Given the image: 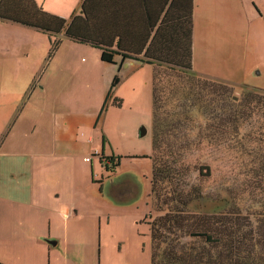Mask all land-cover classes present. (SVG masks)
I'll use <instances>...</instances> for the list:
<instances>
[{
    "label": "rangeland",
    "instance_id": "374dc122",
    "mask_svg": "<svg viewBox=\"0 0 264 264\" xmlns=\"http://www.w3.org/2000/svg\"><path fill=\"white\" fill-rule=\"evenodd\" d=\"M209 1L212 0H201V13L208 14L206 16L211 19L207 22L201 19L197 25L192 47V72L231 86L234 88V100L240 97L243 86L264 93V25L255 21L243 6L245 0H239V5H235L236 0H216L214 6H210ZM57 2L65 3L64 0ZM60 5L65 13L72 9V4ZM211 7L213 10L209 13L212 14L209 15ZM57 8L49 7L48 13L55 12ZM70 12L62 17L68 19ZM12 30L15 31L13 40H10ZM17 30L33 29L0 23V46L11 48L14 41L19 53L29 46V54L24 58L28 62L49 61L52 58L53 55L48 58L52 47L45 35H37V40L33 37L29 39ZM66 45L71 50L65 49ZM56 51V63L65 67L60 77L63 82L69 81L68 90L73 95L69 96L66 91L62 93L68 95L72 112L78 115L76 118H86L91 125L85 126L89 128L86 136L79 137V140L87 138L89 133L100 149L102 144L105 145L106 155L101 163L106 173L100 192L102 197L96 195L94 199L93 215L81 222L68 224L67 241L63 239L61 242L52 264H150L147 221L161 214L156 210L150 194L151 83L154 66L121 61L119 56L115 57L114 64L105 63L100 59L99 49L68 43L64 38H61ZM115 77L119 81L111 87ZM39 89L38 86L36 92ZM4 101L6 96L0 93V110L3 107V111ZM232 104L236 106L237 103ZM216 110L223 115L231 111V116L235 118L233 129L231 123H222L219 130L208 131L210 121L197 114L194 125L201 128L202 136L206 138L184 162L190 166H208L210 175L198 177L197 170L193 169L186 179L191 184H199L204 195V199L192 208L207 212L220 210L229 200L227 188L233 190L240 207H254L250 200L252 194L258 192L252 188L242 191L240 184L258 164L257 157H260L264 146V110L260 107L250 116L245 108L224 113L219 106ZM6 119L7 115H0V139L7 129L4 125ZM214 125L220 126L217 121ZM142 129L145 130L143 134ZM232 131L235 134L231 137ZM26 136L19 132L17 143L23 144L20 140ZM19 137L23 138L19 140ZM119 156L118 166L113 167L114 162L107 158ZM93 163L97 171V160L93 159ZM95 190L98 194L99 184Z\"/></svg>",
    "mask_w": 264,
    "mask_h": 264
},
{
    "label": "trees",
    "instance_id": "16d2710c",
    "mask_svg": "<svg viewBox=\"0 0 264 264\" xmlns=\"http://www.w3.org/2000/svg\"><path fill=\"white\" fill-rule=\"evenodd\" d=\"M0 20L46 35L52 47L48 58L63 37L99 49L105 63L114 64L119 56L154 66L150 194L161 214L147 221L150 264H264V146L240 184L242 191L258 192L250 200L254 207H240L227 188L229 200L220 210L192 208L204 195L199 184L186 179L193 169L198 177L210 175L208 166L184 162L206 138L194 125L197 114L215 132L222 123L233 129L235 119L231 111L218 114L219 106L224 113L245 108L249 116L264 110L263 92L243 86L234 100V88L192 72L193 0H81L69 19L46 12L35 0H0ZM118 81L115 77L111 87ZM107 159L117 167L120 156Z\"/></svg>",
    "mask_w": 264,
    "mask_h": 264
},
{
    "label": "crops",
    "instance_id": "0c3cea01",
    "mask_svg": "<svg viewBox=\"0 0 264 264\" xmlns=\"http://www.w3.org/2000/svg\"><path fill=\"white\" fill-rule=\"evenodd\" d=\"M57 1L62 0H35L47 12L51 6L59 7L51 13L61 17L71 11L68 19L81 3L64 0L72 4L65 13L60 5L65 3ZM215 3L209 1L210 6ZM243 6L264 25V0H245ZM200 10L201 0H193V38L199 21L211 19ZM17 32L35 40L41 35L34 29ZM12 43L11 48L0 46V93L6 96L0 115H7V129L0 139V264H52L61 242L67 241L68 224L92 216L95 196L102 197L105 145L100 149L89 133L79 140L86 136L89 128L85 126L91 125L72 112L68 95L73 94L68 90L69 81L60 77L65 67L56 63L57 51L49 61L28 62L24 58L29 46L19 53L18 45ZM64 48L71 50L68 45ZM84 69L87 71V66ZM19 132L27 135L24 140L19 137L23 144L17 143ZM93 159L97 160V171Z\"/></svg>",
    "mask_w": 264,
    "mask_h": 264
},
{
    "label": "water",
    "instance_id": "95a60500",
    "mask_svg": "<svg viewBox=\"0 0 264 264\" xmlns=\"http://www.w3.org/2000/svg\"><path fill=\"white\" fill-rule=\"evenodd\" d=\"M141 131H142V134H143L145 130H144V129H142Z\"/></svg>",
    "mask_w": 264,
    "mask_h": 264
},
{
    "label": "built area",
    "instance_id": "2783aa9c",
    "mask_svg": "<svg viewBox=\"0 0 264 264\" xmlns=\"http://www.w3.org/2000/svg\"><path fill=\"white\" fill-rule=\"evenodd\" d=\"M87 159V158H86Z\"/></svg>",
    "mask_w": 264,
    "mask_h": 264
}]
</instances>
